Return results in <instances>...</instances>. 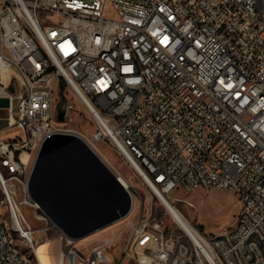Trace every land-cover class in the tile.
I'll return each instance as SVG.
<instances>
[{"label": "built area", "instance_id": "obj_1", "mask_svg": "<svg viewBox=\"0 0 264 264\" xmlns=\"http://www.w3.org/2000/svg\"><path fill=\"white\" fill-rule=\"evenodd\" d=\"M59 79L91 115L87 144L112 148L140 174L136 161L170 198L181 187L234 190L235 226L165 233L153 213H135L126 187L133 203L114 222L121 231L86 256L62 230L34 228L21 181L36 158L24 154L74 119L69 99L67 120L56 118ZM0 98L10 99L0 107V187L3 203L16 199L0 219V264H41L31 249L54 239L72 247L62 264H115V247L123 263L264 264V0H0ZM12 129L22 135L1 136ZM247 234L257 241L242 254Z\"/></svg>", "mask_w": 264, "mask_h": 264}, {"label": "water", "instance_id": "obj_2", "mask_svg": "<svg viewBox=\"0 0 264 264\" xmlns=\"http://www.w3.org/2000/svg\"><path fill=\"white\" fill-rule=\"evenodd\" d=\"M8 106L10 99L0 98V107ZM68 115L66 102L56 118L65 122ZM29 192L55 224L76 239L111 225L128 214L133 203L118 175L83 138L70 133L45 141L33 165Z\"/></svg>", "mask_w": 264, "mask_h": 264}, {"label": "rangeland", "instance_id": "obj_3", "mask_svg": "<svg viewBox=\"0 0 264 264\" xmlns=\"http://www.w3.org/2000/svg\"><path fill=\"white\" fill-rule=\"evenodd\" d=\"M108 12H112V10H108ZM17 87L18 84L14 85L13 89ZM56 96L58 103H66V100L69 99L74 104V110L72 112L74 119L71 121L69 126H65V128L70 130V133L82 137V130L87 131L92 129L91 115L86 106L69 87L64 85L63 80L61 79L56 82ZM2 113L5 114V110H3ZM18 135H22V131L18 129H12L1 134L2 137L6 138H12ZM99 148L101 151L109 155L117 171L124 173L125 176L132 181L134 185L133 191L137 199L135 208L136 214L153 213V216H157L167 230H172L173 227L178 226L156 193L143 180L140 174L133 169L132 165L125 158H123V156L108 146L101 145ZM109 167L113 170L111 166ZM170 196L173 200H175V204L187 215L192 223L201 232L210 236L223 234L227 230L234 227L242 209V203L237 193L231 189L208 190L200 188L198 190L189 191L181 187L174 189L170 193ZM3 197L4 195L0 187V219H8V208L6 204L3 203ZM21 198L22 196L20 194L19 199ZM22 210L34 228L38 230L42 229L43 231L45 223H47L48 226H53V229L49 230L47 234L52 237H57L59 235V227L51 221L42 209L39 210V214L44 216V219H39L37 217L35 209L31 204H24L22 206ZM122 227L121 223H113L81 238L80 240H73L78 241L76 244L77 251L81 255H88L93 247L112 238L117 232L121 231ZM42 235L45 236L46 234L43 233ZM127 238L128 233L125 234V239ZM18 244L25 252L29 253V250H27L21 240H18ZM62 248L63 252L66 253L67 256L72 249L71 246L65 245ZM117 250V247L113 248L115 255L113 259L115 264H139L135 260H126L124 263L118 262L120 256L118 255L119 253ZM64 258L66 259L65 254ZM76 264H81V262L77 260Z\"/></svg>", "mask_w": 264, "mask_h": 264}, {"label": "bare ground", "instance_id": "obj_4", "mask_svg": "<svg viewBox=\"0 0 264 264\" xmlns=\"http://www.w3.org/2000/svg\"><path fill=\"white\" fill-rule=\"evenodd\" d=\"M4 73H5V71H4ZM65 133H70V130L68 128H65ZM81 136H82V134H81ZM43 145L44 144L32 145L31 148L26 149L25 154H24V163H31V160H33V158L37 157V155L40 152ZM93 150L102 158V160L107 165H109L113 168V171L118 175L121 182L126 187L131 188L134 186L132 181L129 178H127L124 173L117 171V169L114 166L113 162L111 161L109 155H107L106 153L101 151V149L99 147L93 148ZM135 164H137L139 166V169H141L140 176L146 182L145 178L149 179V177L147 176V174L144 172V170L141 168V166L136 161H135ZM0 181H2V173H0ZM29 181L30 180L21 181V193H23V196L28 197V201H30V203H31V205H33V207H37V213H39V210L42 209V207L40 206V204L38 202L33 200L32 196L29 192ZM153 191L156 193V195L159 197L160 201L167 208L168 212L172 215L175 222L181 228H183V229H185L191 233H195L196 231H198V228L192 223V221L187 217V215L175 204V200H172L168 195H166L163 191H161V189L157 186H155V190H153ZM5 204L7 205L8 209H14V208H16V199L13 196H6L5 197ZM44 213L50 218V216L45 211H44ZM40 216H41V219L45 218L42 215H40ZM51 221L55 224V222L52 219H51ZM165 233H172V230H167L165 227ZM12 234L14 236H21V234H23V227H12ZM68 238L70 241L79 240V239L73 238L69 235H68ZM254 241H257V234H247V240L242 241V254H250L251 242H254ZM31 252H32V254H31L32 258H39L41 264H62L63 261L66 260L64 258V252H63L62 244L59 240H56V239L51 240V241L42 242L37 247V249H31Z\"/></svg>", "mask_w": 264, "mask_h": 264}]
</instances>
